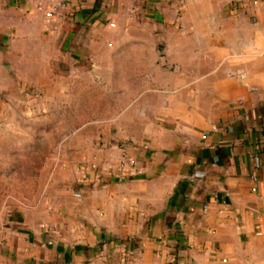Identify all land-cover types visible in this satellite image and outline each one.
Masks as SVG:
<instances>
[{"label":"crops","instance_id":"1","mask_svg":"<svg viewBox=\"0 0 264 264\" xmlns=\"http://www.w3.org/2000/svg\"><path fill=\"white\" fill-rule=\"evenodd\" d=\"M0 264H264V0H0Z\"/></svg>","mask_w":264,"mask_h":264},{"label":"rangeland","instance_id":"2","mask_svg":"<svg viewBox=\"0 0 264 264\" xmlns=\"http://www.w3.org/2000/svg\"><path fill=\"white\" fill-rule=\"evenodd\" d=\"M56 139H57V138H52V137L49 138V140H50V144H53V143L55 142ZM6 144H8V143H6ZM48 144H49V143H48ZM21 173H24V170H23V171H20V175H21ZM20 175H19V176H20ZM19 186H20V185H18V187H19ZM1 188L4 189V188H7V186L2 185Z\"/></svg>","mask_w":264,"mask_h":264},{"label":"built area","instance_id":"3","mask_svg":"<svg viewBox=\"0 0 264 264\" xmlns=\"http://www.w3.org/2000/svg\"><path fill=\"white\" fill-rule=\"evenodd\" d=\"M113 25V24H112Z\"/></svg>","mask_w":264,"mask_h":264}]
</instances>
